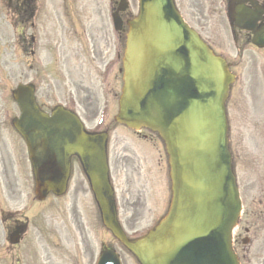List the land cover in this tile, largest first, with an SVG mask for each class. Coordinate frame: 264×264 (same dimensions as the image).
Returning a JSON list of instances; mask_svg holds the SVG:
<instances>
[{"label": "water", "instance_id": "95a60500", "mask_svg": "<svg viewBox=\"0 0 264 264\" xmlns=\"http://www.w3.org/2000/svg\"><path fill=\"white\" fill-rule=\"evenodd\" d=\"M124 70L116 120L158 131L170 159V209L145 238L129 243L115 222L103 135H86L60 108L51 117L39 114L30 87L23 86L15 91L22 111L16 129L26 141L40 134L43 153L55 143L65 155L79 156L104 225L141 264H237L229 238L240 202L226 138L230 77L223 61L182 24L171 0H140V14L129 23ZM112 256L99 264H118Z\"/></svg>", "mask_w": 264, "mask_h": 264}, {"label": "rangeland", "instance_id": "374dc122", "mask_svg": "<svg viewBox=\"0 0 264 264\" xmlns=\"http://www.w3.org/2000/svg\"><path fill=\"white\" fill-rule=\"evenodd\" d=\"M127 1L132 14H136L137 0ZM49 7V37L47 36V42L36 46L37 51L33 57L21 52L19 44L14 43L13 39L8 42L3 39L0 42V100L4 105L3 109L8 110L11 116L16 115L10 90L18 83H31L39 92L48 91L49 98L44 100L47 111L57 104H66L71 97L74 98L77 105L73 111L87 130L108 131L109 167L119 221L129 237L141 236L163 216L170 197L167 158L163 145L155 134L144 130L135 134L114 124L116 107L109 106L106 110L90 106L82 99L83 94L78 92L79 81L89 88H95L97 84L90 56L86 55L84 47L91 42L92 37L96 41L101 36H106L107 40L114 37L110 24L109 0H54ZM57 16L61 19L62 29L54 28ZM54 30H59V33L55 31L54 34ZM7 33L10 34L9 28L3 36ZM211 44L216 53L226 54L221 48L226 44ZM64 51L67 56L69 53L72 55L63 63L61 54ZM64 70L69 74H64ZM233 71L238 79L231 88L227 112L235 173L238 181L240 178L250 181L256 190L261 191L264 190V87L253 88L251 73L238 68H233ZM109 83L110 87L115 86L118 91V81L116 84L114 81ZM3 129L4 132L11 133L7 124ZM18 181L22 193L17 209L21 212L22 219L27 217L31 220V231L42 229L44 239L40 245L48 247L51 264H89V250L87 254L83 252L85 245L88 249H95V254L103 246H112L120 253L122 264H136L132 256L121 249L103 229L97 211L94 216L90 193L82 197L80 203L83 208L81 217H86L87 225L84 232H80L77 223H69V217L64 216L60 209L63 208L62 200L47 201L42 205L32 202V186L27 168H19ZM246 184L244 191L249 188V183ZM124 191L128 193L123 194ZM245 205L249 207L250 203ZM21 218L19 223L23 222ZM45 218L49 219L50 224L49 230L44 232ZM259 219L255 220L254 229L256 249L239 244L234 247L237 253L247 249L264 255V223ZM27 240L21 247L25 253L32 248L30 237ZM26 257L25 261H28V254ZM42 257L41 253L38 260H42ZM2 261L0 255V263ZM3 264H7L6 261Z\"/></svg>", "mask_w": 264, "mask_h": 264}, {"label": "flooded vegetation", "instance_id": "af4514ba", "mask_svg": "<svg viewBox=\"0 0 264 264\" xmlns=\"http://www.w3.org/2000/svg\"><path fill=\"white\" fill-rule=\"evenodd\" d=\"M32 5H27L24 9V2L19 0H14L13 8L16 11V17L19 20L29 19L33 17L35 13L34 0H30ZM259 4L264 10V0H258ZM115 3V1H113ZM227 6V7H226ZM237 4L233 0H222V10L226 11L227 16L231 18V14L228 12L234 11ZM186 7L189 8V3H186ZM30 14V15H29ZM235 21L232 20V29L231 33L233 37L239 40L242 43H247L251 40V34L242 32L233 27ZM264 25V16L263 20L257 28ZM21 39H23L21 37ZM30 40L33 42V37H30ZM4 135L0 132V226L6 225L7 239L10 241L15 240L17 237L16 233L18 231V225L16 222L17 210L14 209V203L16 202L18 195V185H17V175H16V166L19 161V157L24 156V148L17 144V139H13L11 143H8L4 138ZM75 188L73 190V197L70 202V211L73 215L77 213L76 207V194L81 185L80 181H74ZM13 205V206H12Z\"/></svg>", "mask_w": 264, "mask_h": 264}]
</instances>
